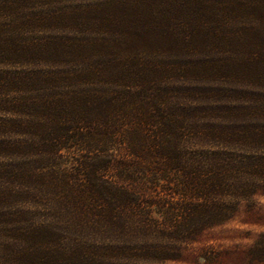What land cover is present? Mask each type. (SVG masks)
I'll return each mask as SVG.
<instances>
[{"label":"trees","instance_id":"trees-1","mask_svg":"<svg viewBox=\"0 0 264 264\" xmlns=\"http://www.w3.org/2000/svg\"><path fill=\"white\" fill-rule=\"evenodd\" d=\"M256 196L264 0H0V264H160Z\"/></svg>","mask_w":264,"mask_h":264},{"label":"rangeland","instance_id":"rangeland-1","mask_svg":"<svg viewBox=\"0 0 264 264\" xmlns=\"http://www.w3.org/2000/svg\"><path fill=\"white\" fill-rule=\"evenodd\" d=\"M68 30V28H65ZM139 56L154 57L155 51L139 50ZM264 230V196L240 204L238 212L224 224L203 231L182 248L181 256L160 264H264L249 262L245 251Z\"/></svg>","mask_w":264,"mask_h":264}]
</instances>
